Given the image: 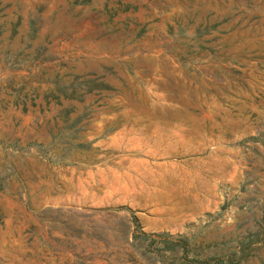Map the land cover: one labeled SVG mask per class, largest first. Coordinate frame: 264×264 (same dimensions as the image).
I'll list each match as a JSON object with an SVG mask.
<instances>
[{
  "label": "rangeland",
  "instance_id": "1",
  "mask_svg": "<svg viewBox=\"0 0 264 264\" xmlns=\"http://www.w3.org/2000/svg\"><path fill=\"white\" fill-rule=\"evenodd\" d=\"M134 223L264 264V0H0V264H175Z\"/></svg>",
  "mask_w": 264,
  "mask_h": 264
},
{
  "label": "trees",
  "instance_id": "2",
  "mask_svg": "<svg viewBox=\"0 0 264 264\" xmlns=\"http://www.w3.org/2000/svg\"><path fill=\"white\" fill-rule=\"evenodd\" d=\"M36 144V142H32ZM42 146V143L37 144ZM40 155L45 153L39 151ZM135 222V221H134ZM132 244L148 254H154L164 261L175 264H239L247 256L254 243L262 240L261 233H251L240 239L237 244L225 251H214L211 254H201L194 250L191 243L184 237L171 238L166 233L144 234L134 223Z\"/></svg>",
  "mask_w": 264,
  "mask_h": 264
}]
</instances>
